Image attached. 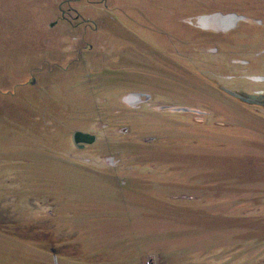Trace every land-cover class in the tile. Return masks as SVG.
<instances>
[{"label": "rangeland", "instance_id": "374dc122", "mask_svg": "<svg viewBox=\"0 0 264 264\" xmlns=\"http://www.w3.org/2000/svg\"><path fill=\"white\" fill-rule=\"evenodd\" d=\"M0 264H264V0H0Z\"/></svg>", "mask_w": 264, "mask_h": 264}, {"label": "water", "instance_id": "95a60500", "mask_svg": "<svg viewBox=\"0 0 264 264\" xmlns=\"http://www.w3.org/2000/svg\"><path fill=\"white\" fill-rule=\"evenodd\" d=\"M73 138H74V142H79V141H83V142H93V140L95 139L93 136H90L89 134L88 135H84V134H78V133H75L73 135Z\"/></svg>", "mask_w": 264, "mask_h": 264}, {"label": "flooded vegetation", "instance_id": "af4514ba", "mask_svg": "<svg viewBox=\"0 0 264 264\" xmlns=\"http://www.w3.org/2000/svg\"><path fill=\"white\" fill-rule=\"evenodd\" d=\"M80 143L85 144V143H89V142H83V141H80ZM76 144H77V143H76Z\"/></svg>", "mask_w": 264, "mask_h": 264}, {"label": "bare ground", "instance_id": "6f19581e", "mask_svg": "<svg viewBox=\"0 0 264 264\" xmlns=\"http://www.w3.org/2000/svg\"><path fill=\"white\" fill-rule=\"evenodd\" d=\"M227 29V28H226Z\"/></svg>", "mask_w": 264, "mask_h": 264}]
</instances>
